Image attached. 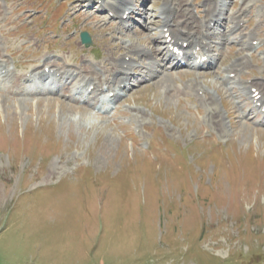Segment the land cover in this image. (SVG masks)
<instances>
[{
	"label": "rangeland",
	"instance_id": "1",
	"mask_svg": "<svg viewBox=\"0 0 264 264\" xmlns=\"http://www.w3.org/2000/svg\"><path fill=\"white\" fill-rule=\"evenodd\" d=\"M244 1L225 0L228 14ZM164 2L132 0L121 25L97 0H0V40L20 72L42 68L46 53L103 61L127 53L123 40L160 47ZM205 3L190 0L195 17ZM250 6L244 28L262 21L256 48L226 43L214 66L171 68L161 79L137 81L136 68L134 86L112 104L103 103L109 90L96 107L1 82L0 264H264L263 116L243 118L253 104L224 83L248 53L244 80L264 79V0ZM173 83L217 90L225 132L195 91L180 96Z\"/></svg>",
	"mask_w": 264,
	"mask_h": 264
},
{
	"label": "bare ground",
	"instance_id": "2",
	"mask_svg": "<svg viewBox=\"0 0 264 264\" xmlns=\"http://www.w3.org/2000/svg\"><path fill=\"white\" fill-rule=\"evenodd\" d=\"M250 1L251 0H245L244 4L237 12L228 14V11L226 10L228 4L226 2L222 0H206V16L195 17L190 9V0H165L163 6L164 9L162 11L163 22L161 24L163 32L162 35L153 38L154 42L160 44L161 47L156 45L157 47L150 48L141 43L130 44L123 40V48L127 50L124 57L115 56L112 52V56L106 57L103 61L96 62L93 61V59L84 58L83 63L80 65L69 63L68 56H61L57 59L56 56H52L51 54H44L42 57V59L46 61L44 68L41 70L39 66H35V68L28 70L25 74L10 69V66H8V68L6 67L8 60L4 52L1 51L2 47L0 41V78L7 82L6 87H4L5 89L7 88L9 91L23 92L27 85L31 86L33 89L40 88L38 82L35 79L30 80L31 78H28L27 74L29 72H31L32 75L41 73L40 76L52 77L50 81L53 83L64 81L60 84V90H62L65 95L67 94L71 100L76 99L78 89L85 90L86 92L91 87H93V89L90 92L88 100L90 103H94V105L99 103V95L101 92H104L105 89L111 92L114 91V96L112 98L117 99L122 95L121 91L127 87L125 83L129 81L131 70L136 65L139 64L142 66V70H146V73L141 75V81L150 78L152 79L154 77H160L161 79L164 75H161L163 68L168 70L169 66L176 67V63L172 58L173 56L168 49L171 43L168 41L169 36L174 40V45H178L180 41H182V43L187 42L188 47L186 48V52H188L189 49H194L198 46L205 49L212 55V65L218 60L220 55L219 51L224 47L223 44L236 42L243 49L253 48V45L250 44L249 41L257 39L256 35L259 34L262 21L251 31H245L243 28L242 22L245 20V16L250 12ZM131 2L132 0H116V2L110 3L107 0H103L102 6L104 9L109 7V11L115 10L116 14L122 11L120 17L123 20V14L126 11L132 10ZM146 8L147 7L144 6L143 10ZM214 20L217 21L215 24H218L219 20L221 22L231 20L234 25L231 28H225V30L221 27L220 29H216L211 26V23ZM149 25L150 23L146 22L148 28ZM167 32H170L169 36H166ZM216 37H220L221 41L216 40ZM223 41L224 43H221ZM2 43L4 45L6 41L2 40ZM126 55H132L130 60H126ZM136 56L139 58L146 57L149 62H139ZM105 62L111 67H107ZM144 64H146V66H144ZM250 64L251 61L249 55L242 56L230 66L231 70L229 73L237 72L235 77L232 78L227 76L224 80L228 86V90L232 94H235L234 87L238 85L242 88L241 91L248 95L249 100L254 103V108H252V110L250 109L248 112H243V118H251L254 110H259L264 116V111L262 110V105L264 104V79H255L253 84H250L244 81V78L239 71L240 68L248 67ZM46 67L50 68L48 73L46 72ZM6 68L7 70H5ZM167 75L170 74L167 73ZM165 76L166 75H164V78ZM2 79H0V84ZM24 81L27 82L25 83ZM123 83L125 84V87L121 88ZM77 84H79L78 87ZM173 84L175 90L180 86L177 90L180 93L178 95H186L189 93L188 90L195 91L201 104L206 107L209 117L213 118L215 126L222 132H225L224 114L218 108L220 97L216 92H214V94L209 93L208 95V91H205L204 95H200L199 92L203 89L202 87H195L198 84L194 86L192 84H190L191 86H183L177 83ZM254 87H256L261 94V97L257 100L251 90ZM166 89L173 90V88H170L169 86H167ZM185 90H187L188 93ZM183 92H186V94ZM259 102L262 104L258 105ZM238 106L241 109L243 108L241 101H238Z\"/></svg>",
	"mask_w": 264,
	"mask_h": 264
},
{
	"label": "water",
	"instance_id": "3",
	"mask_svg": "<svg viewBox=\"0 0 264 264\" xmlns=\"http://www.w3.org/2000/svg\"><path fill=\"white\" fill-rule=\"evenodd\" d=\"M82 38L83 41L86 42L87 44L91 43V38L87 33H82Z\"/></svg>",
	"mask_w": 264,
	"mask_h": 264
}]
</instances>
